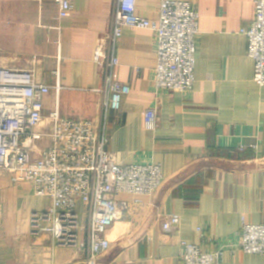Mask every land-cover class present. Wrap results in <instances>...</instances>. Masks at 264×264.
Returning <instances> with one entry per match:
<instances>
[{
    "label": "crops",
    "instance_id": "0c3cea01",
    "mask_svg": "<svg viewBox=\"0 0 264 264\" xmlns=\"http://www.w3.org/2000/svg\"><path fill=\"white\" fill-rule=\"evenodd\" d=\"M161 1L137 0V15L157 19ZM180 1L200 16L191 92L156 89L152 30L123 26L115 43L109 39L117 0H72L63 20L50 0H0V68L32 69L39 82L61 86L44 98L38 130L51 128L57 108L62 119L103 125L120 164L163 166L157 192L115 197L119 218L105 233L112 244L96 264H184V240L206 252L224 249L221 264H264V254L237 246L244 223L264 224V86L254 81L242 32L254 20L255 0ZM100 43L101 66L95 62ZM113 54L119 60L113 77L129 92L119 109L106 111L105 63ZM149 109L158 113L153 130L144 123ZM50 206L31 183L0 172V264H87V250L58 245L51 233L32 229V215ZM78 211L85 223L82 203ZM170 215L180 223L169 232L162 223Z\"/></svg>",
    "mask_w": 264,
    "mask_h": 264
},
{
    "label": "built area",
    "instance_id": "2783aa9c",
    "mask_svg": "<svg viewBox=\"0 0 264 264\" xmlns=\"http://www.w3.org/2000/svg\"><path fill=\"white\" fill-rule=\"evenodd\" d=\"M43 2L44 0H36ZM58 5V19L71 15L72 0H50ZM137 0H117L114 29L109 39L121 35V28L150 29L157 41L155 86L158 91L191 92L195 87L196 46L200 35L199 13L186 1L162 0L155 20L136 13ZM247 53L254 60V81L264 86V0H255L254 20L248 29ZM108 39V36H107ZM95 62L103 65L104 46L98 45ZM119 65L115 54L105 63L102 103L119 109L129 86L114 79ZM61 86L36 80L34 70L0 68V172H7L15 183H31L39 196H48L51 206L31 217L34 232L51 233L58 245L87 250V264L108 250L112 241L105 237L109 225L118 220L115 197L120 193L147 195L164 184L161 164H120L107 148L105 127L91 120L62 119L57 108L49 119V130H38L43 121L44 98ZM158 113L144 114L145 127L156 128ZM83 204L85 223L79 214ZM178 215L164 218L165 231L177 229ZM184 264H221L225 250H202L200 245L181 241ZM245 254H264V224L244 223L237 245Z\"/></svg>",
    "mask_w": 264,
    "mask_h": 264
},
{
    "label": "rangeland",
    "instance_id": "374dc122",
    "mask_svg": "<svg viewBox=\"0 0 264 264\" xmlns=\"http://www.w3.org/2000/svg\"><path fill=\"white\" fill-rule=\"evenodd\" d=\"M175 92H178V91H175ZM241 149V148H240ZM151 164H153V163H151ZM161 166H162V164H161ZM162 169H163V166H162ZM163 175H164V172H163ZM164 179H165V176H164ZM144 195V194H143ZM150 195H152V194H147V196H150ZM139 196H141V195H139ZM163 227V226H162Z\"/></svg>",
    "mask_w": 264,
    "mask_h": 264
}]
</instances>
